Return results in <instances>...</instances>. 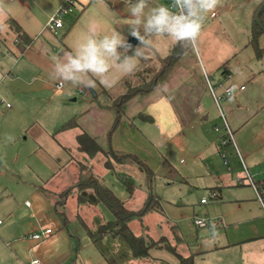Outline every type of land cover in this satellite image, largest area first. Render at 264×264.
I'll use <instances>...</instances> for the list:
<instances>
[{
    "label": "crops",
    "instance_id": "obj_1",
    "mask_svg": "<svg viewBox=\"0 0 264 264\" xmlns=\"http://www.w3.org/2000/svg\"><path fill=\"white\" fill-rule=\"evenodd\" d=\"M155 1V3H160L159 0ZM61 2L62 0H16V4L12 7H8L6 3L4 5L0 3V49L2 50L0 54L5 51L9 58V60L4 57L0 59V96L10 92L17 97L19 107L17 108L18 111H13V114L17 115V118L24 116L25 119L22 125L24 127L26 124L36 122V119L31 122L28 120L29 116H35L38 111L34 107L32 109L31 107L30 109H22L23 101L28 100L32 103L34 100L41 99L49 90L57 92L61 100L66 96L69 97V95H73L70 98L72 100L78 96L86 101L87 107L84 111H91L93 115L98 116L101 123L99 128L101 129L103 126L106 129L111 126L115 115L113 110L99 107L98 100H95V98L100 93H104V90H113L112 87L106 88L97 81V85L94 88L97 90L95 92L96 96L92 95L93 97L84 88L57 87L56 83L59 81H54L50 78V73L53 69L51 56L70 51L81 34L87 31L95 30L98 33H106L115 30L119 32L117 26L128 25V20L130 19L128 7L123 0H76L77 9L74 13L66 15L63 28L50 30L45 23L48 17L57 10L56 8ZM260 4H219L204 22L198 39L197 50L193 51L191 47L186 49L176 62L162 72L154 88L144 94H134L127 101L133 102V100H138L142 97L144 104H142L140 99L137 109L133 111L148 116L144 117V119L156 123L157 127L154 128L157 133L154 137L155 142L158 143L161 140L164 142H176V144L182 145L183 149L189 152L193 160L201 156L204 159L211 158L212 155H217L222 151L225 152L224 148H228L230 152L234 149L238 153L244 168V172L237 174L233 179L235 185L250 184L246 181L241 184L237 183V178L240 176L244 179L246 174L252 176L239 150L243 148V154L246 157L249 156L247 145L253 136L255 125L259 123V121L256 123L255 120L264 118V33H261L258 37V45L263 49L260 56L256 55L255 49L249 43L252 35L253 17ZM35 7H39V9H35ZM35 10L39 15L36 14ZM8 18L14 19L21 25L29 39V42L22 49L17 47L15 34L6 24ZM69 24L71 25L69 26ZM62 34L63 36L60 39ZM150 39L153 40L155 47L151 52L147 53V59H141L140 61V65L144 62V64L152 63L154 66V69L152 67H150L151 69H144L147 77L152 75V70H158L161 58L167 55L169 49L174 45L166 37H150ZM161 41L166 42L164 46L161 45ZM121 78L117 82L118 85ZM228 85L232 86L233 91L231 95H223L224 88ZM165 87L167 91H162ZM211 89L215 94H221L222 98L218 103L215 101ZM102 96L105 100L112 99L107 98L104 94ZM71 108L69 107V109ZM31 112H34V115H30ZM79 119L80 116L78 117ZM199 120H203L201 126L195 127L193 122ZM224 120L230 128L231 143L222 146L221 139L226 138L228 135ZM210 121H214L212 128L213 131L217 132L215 136L210 135V128L204 126ZM216 122H219L220 125H217ZM260 125L263 124L260 123ZM22 126L20 129H23ZM99 128L94 129V126L89 127L88 125L77 123L76 126L62 129L64 132L72 129L74 143L79 129L87 131L96 138L97 143L101 146L103 142L100 143L99 137L102 135H98L99 131L97 130ZM42 133L48 134L45 130ZM235 137L238 143H236ZM60 139L58 134L51 137V140L57 143L58 148L69 149V146L63 144V139ZM234 143L236 150L235 147H232ZM119 145V143H115V146ZM56 154H59V149ZM58 158L59 156L53 159L57 160ZM198 161L200 160L198 159ZM48 163H50L53 171L52 159H48ZM225 163H228V160ZM162 164L163 162L159 166ZM157 166L158 162H153V167L156 168ZM191 168L194 167L191 165ZM205 169L209 170L207 167ZM56 173L57 168L35 186L36 190L45 198L47 196H55L54 192L58 191V189L53 191L52 187L48 185L47 189L51 193L50 195L45 194L41 190V186L46 181L53 180ZM263 184L264 180L262 181ZM250 186L253 188V194L247 198L255 206L257 212L254 206L246 209L241 206L242 204L237 205L236 215L240 217L239 220L224 224L226 228L229 223H235L233 230L238 236L234 240H231V238L226 240L221 235L211 238L209 243L206 244V248L201 250L204 260H206L205 256L208 255L210 257L209 261L206 260L207 264H225L221 254H224L227 260L231 258L238 259L242 264H264V196L263 199H259L257 195L258 189L251 184ZM246 193L242 192L235 199L241 203L244 200L243 194ZM254 193L256 194V199L254 198ZM215 196H220V194L217 193ZM201 198L200 202L202 204L207 202V200L202 202ZM24 202L30 206L29 199L26 198ZM159 203L161 207L159 211L162 218L158 216L156 221L159 220L161 223L164 219L172 221L167 213L163 212L162 201ZM0 222L2 224L1 219ZM211 223L218 226V221L216 220ZM1 224L0 236H2L3 232L9 233L11 231L12 226L8 227L6 224ZM36 225L34 229L29 231H39L41 226H49L45 222H37ZM10 238L11 243L0 239V264H25L24 260L27 259L29 260H27L26 264H29L33 258L39 259L40 264H65V260L58 259L54 261L53 259L55 258L52 256L44 258L41 255L36 257L31 254L33 249L38 247L41 249L46 242H51L53 237L44 238L41 242H35L32 239L34 242L30 241L26 251L24 250L23 252L20 250L21 244H26L19 240V236L11 233ZM238 242H241V244L238 245ZM235 248H237V251H234ZM151 249H155V254V251L168 252L163 248H150L149 253H151ZM39 250L37 254H39ZM168 255L173 254L168 252ZM168 257L166 258L167 260L175 263L176 260H171V256ZM155 258L158 257L155 256ZM51 259L53 260L52 263H46V260L50 262L52 261ZM103 261L106 263L105 260ZM85 264L91 263L87 262Z\"/></svg>",
    "mask_w": 264,
    "mask_h": 264
},
{
    "label": "rangeland",
    "instance_id": "obj_2",
    "mask_svg": "<svg viewBox=\"0 0 264 264\" xmlns=\"http://www.w3.org/2000/svg\"><path fill=\"white\" fill-rule=\"evenodd\" d=\"M263 1L221 0L220 5L251 4ZM15 2L16 0H0V3H3V5L6 3L8 7L15 5ZM153 2L155 3L156 1L153 0ZM159 2L161 4H171V0H159ZM35 9H39V7H35ZM35 12L39 15L36 10ZM126 32L129 33V30ZM165 43V41H161V45L164 46ZM6 53L4 51L3 54H0V59L4 57L9 60ZM150 67L154 69L152 63L144 64L143 62L134 74L127 76L126 81H120L119 85L116 83L112 87L113 90L108 91L107 95L106 93H100L95 98V100H98V106L113 110L115 115L114 109L106 106V104L111 103V100L103 99L102 94L107 98H112L115 94L124 92L127 85H140L139 83L145 76L144 69H151ZM84 90H88L90 96H92L91 90L97 91L94 88H84ZM44 96L41 99L34 100L32 103L28 100L23 101L22 109H30V107L32 109L34 107L38 111L35 116H29L28 120L31 122L36 119V122L26 124L25 127L22 126L25 119L24 116L17 118V115L13 114V111H18L17 108L19 107L17 97L10 92L0 96V219L2 224H6L8 227L12 226L11 231L9 233L3 232L0 239L11 243L10 235L14 233L19 236L20 241L26 244H21V252L26 251L29 242H34L29 237L32 232L29 230L34 229L37 226V222H45L53 229V233L46 238L53 237L52 241L46 242L41 249L40 247L33 249L32 255L36 257L41 255L44 258L52 256L55 258L53 259L54 261L58 259L65 260V264H85L87 262L91 264H106L75 216L77 210L75 196L74 198L70 197L66 202L64 206L66 215L63 218L64 215L59 216L51 207L53 198L49 196L45 198L35 188L41 180L47 178L57 168L55 178L43 185L52 187L53 191L56 189L60 190L75 181L78 176H85L90 172V166L96 177H99L101 182L103 181L107 184L112 192L123 200L125 207L129 209L138 208L143 203L147 193L156 194L162 201L163 212L167 213L168 217L175 222L177 229L184 238L185 248L182 247V250L185 249L193 253V264H207L206 260L209 261L210 257L207 255L205 256L206 260H204L201 250L206 248V244L209 243L211 238L221 235L226 240L227 238L234 240L238 236L233 230L235 223H229L226 228L224 223L239 220L240 217L236 215L237 205L242 204L241 206L246 209L254 205L247 198L253 194V188H251L250 184L235 185L233 183L236 175L244 172L242 161L234 149L230 152L228 148H224L228 160V163H225L220 153H218L219 155H212L208 159H204L201 156L193 160L189 152L183 149L182 145L176 144V142H164L161 140L162 142L158 141L156 143L154 139L157 135L154 131V128L157 127L156 123L145 120L142 114L133 111L137 109L140 99L142 104H144L142 97L138 100H133V102L122 103L119 122L109 135V130L115 117L110 127L105 129L102 126L100 129L99 117L93 115L91 111H84L87 107L86 101L76 96V94V98L73 100L70 99L73 95L66 96L61 100L58 93L54 90L47 91ZM69 107L72 108L69 109ZM33 113L31 112L30 115H34ZM79 116L80 119L78 120ZM71 117H75L76 122L81 123V125L94 126V129L99 128L97 130L99 131L98 135L102 136L98 137L100 138V143L103 142L101 145L103 148L134 153L151 168V179L145 176V171L141 166H138L135 162L119 163V161H115L109 151L106 152L104 150L105 152L88 157L87 154L74 147L76 141L75 143L73 142L74 133L72 129L68 132H64L62 129L64 123ZM255 121L256 123L259 121V123L255 125V131H253V136L247 145L249 156L246 157L243 154V148H240L241 151L239 150V152L244 158V163H246L249 173L255 179L251 176L252 184L261 191L263 187L262 181L264 180V118H258ZM202 122L203 120L194 121L193 124L198 127L201 126ZM213 123L214 121H210L204 126L206 128L209 127L211 131L209 134L215 136L217 132L213 131ZM216 123L220 125L219 122ZM260 123L263 125H260ZM21 126L23 129H20ZM44 130L48 134L42 133ZM51 134L53 136L58 134L63 139V144L69 146V150L58 148L57 143L51 140ZM116 134L118 135L116 136ZM234 139L236 141V137ZM116 142L120 145L115 146ZM236 143L238 142L236 141ZM232 147H235L236 150L235 143ZM58 149L59 154H56ZM54 156H59V158L54 160ZM108 158L112 163L111 169L105 167L103 162ZM48 159H52L53 171ZM153 162H158L156 168L153 167ZM161 162L163 164L159 166ZM191 165L194 168H191ZM81 166H83V170H81ZM205 167L209 170L205 169ZM125 179L132 184L129 186L132 190L131 192L127 188L128 185L124 182ZM260 183L261 186L258 187ZM56 192H54L55 196ZM242 192L247 193L243 194L244 200L240 203L235 198ZM217 193L220 196H215ZM201 197L206 198L207 202L202 204L200 202ZM26 198L29 199L30 206L25 204ZM254 198L256 199L255 193ZM160 208L150 211L142 219L130 222L132 229L139 232L147 229L152 234H156L158 230H163V225H160L161 221H156L158 216L162 218L159 211ZM95 212L101 213L105 218L111 217L109 209L107 210L103 204L87 205L80 211L84 219H87V216L92 217ZM195 217L203 218L206 224L203 226L196 225L193 221ZM213 220L218 221V226L211 223ZM239 244L241 242H238ZM236 249L234 251H237ZM38 250L39 254H37ZM151 250V253L153 252L151 255L154 257L150 256V258L136 260L133 264H157L160 261V257L166 259L169 258L168 256H171V260H176V257L168 255V252L155 251L156 254L158 253L156 255L154 253L155 249ZM221 257L225 264H242L238 259L231 258L227 260L224 254H221ZM27 260H24L25 264ZM53 260L50 262L46 260V263H52Z\"/></svg>",
    "mask_w": 264,
    "mask_h": 264
},
{
    "label": "trees",
    "instance_id": "obj_3",
    "mask_svg": "<svg viewBox=\"0 0 264 264\" xmlns=\"http://www.w3.org/2000/svg\"><path fill=\"white\" fill-rule=\"evenodd\" d=\"M258 9H260V11L258 13L256 12L253 17L251 26L252 35L249 43L253 46V49H255L256 55L260 56L263 49L258 45V37L261 33H264V1L261 2ZM256 17L260 19L262 26L259 25ZM6 24L15 34L17 47L19 49L24 48L29 42V39L21 25L12 18H8ZM70 25L71 24H69V26ZM117 29L123 36L127 37L129 35V33L126 32L129 30V25L117 26ZM62 36L63 34L60 36V39ZM137 46L138 41L133 47L135 48ZM188 48L189 47L181 48L176 44L172 45L168 54L161 58L158 70L154 71L149 78L144 76L139 83L140 85H127L124 92L112 97L111 103L106 104V106L114 109L116 116L110 127L109 135L119 122L122 103L127 102L134 94H144L154 88L162 72L172 63L176 62ZM126 77L127 76H124L120 81H126ZM107 92V90H104V93L107 94ZM142 117L146 118L148 116L142 114ZM76 125V118L71 117L64 123L63 128ZM75 140V147L87 154L88 157H93L97 153L105 152L104 150H106V152L109 151L115 161H119V163L135 162L138 166L143 168L147 178L151 179L152 177V170L149 165L147 166L134 153H126L112 148L105 149L97 143L94 136L82 129H79L75 136ZM228 143L231 142L227 139L226 144ZM68 150L69 149H66V151ZM103 162L105 167L108 169L112 168V163L109 161V158L105 159ZM82 167L83 166H81V170H83ZM124 182L128 185L127 188L131 192L132 190L129 186L132 184L126 179ZM260 186L261 183L258 187ZM41 190L47 195L51 194L45 185L41 186ZM74 196L77 209L75 216L78 218L80 224H82L98 254L107 264H133L136 260L150 258V256H152L151 253H149L150 248L166 249L176 257L175 263L167 259L159 258L160 261L157 264H193L194 255L192 252H188L185 249L182 250V247L185 246L184 238L174 222L164 219V223H160L161 226L163 225L164 229L158 231L156 234L148 232L147 229H143L141 232L132 229L130 222L142 219L144 215L160 207V199L156 194L149 192L139 208L129 209L125 207L123 200L117 197L107 184L103 181L101 182L99 177H96L95 173L91 171L90 166V172L83 177L78 176L75 181L58 190L56 196L52 197V208L55 210V213H58L59 216L64 215L63 218H65L66 211L64 210V206L68 199L70 197L74 198ZM98 204H103L105 208L109 209L111 217L105 218L101 213L95 212L92 217L87 216V219H84L80 211L87 205L95 206Z\"/></svg>",
    "mask_w": 264,
    "mask_h": 264
},
{
    "label": "clouds",
    "instance_id": "obj_4",
    "mask_svg": "<svg viewBox=\"0 0 264 264\" xmlns=\"http://www.w3.org/2000/svg\"><path fill=\"white\" fill-rule=\"evenodd\" d=\"M128 7L129 35L136 38L133 47L121 33L112 30L82 33L70 51L52 55L50 78L61 87L93 89L97 81L113 87L121 77L134 74L141 59L155 47L150 37H166L181 48H198V39L207 16L221 0H171V4L153 0H123ZM162 91H167L166 87ZM231 95V91L229 93Z\"/></svg>",
    "mask_w": 264,
    "mask_h": 264
},
{
    "label": "built area",
    "instance_id": "obj_5",
    "mask_svg": "<svg viewBox=\"0 0 264 264\" xmlns=\"http://www.w3.org/2000/svg\"><path fill=\"white\" fill-rule=\"evenodd\" d=\"M57 10H55V12H53L47 19L45 25L48 29H56V28H60L63 27L64 24V19L66 17V15L68 14H72L76 11V0H62V2L60 3V5L56 8ZM2 52V50L0 49V53ZM57 87H61L60 83H56ZM243 87V86H240ZM212 91V89H211ZM232 93L233 88L232 86L228 85L226 88H224L223 91V95H230L229 93ZM212 95L215 99V101L218 103L220 101L221 94H215L212 91ZM224 126L227 127V131H228V135L226 138L221 139V145L224 146V144H226V140L228 139L231 142V134H230V128L227 126L226 121L224 120ZM221 156L223 158H225V161H227L226 158V154L225 152H220ZM244 181L249 182L251 185H253V181L251 179V176L249 174H246L245 179L242 178L241 176L237 178V183L241 184ZM254 186V185H253ZM255 188V187H254ZM257 195L259 197V199H263L264 196V185L261 189V191L257 190ZM202 202L206 201V198H201ZM194 223L199 225V226H203L206 224V221L203 218H195L194 219ZM53 232V229L50 226H41L39 231H32L29 234V237L32 238L33 240L37 241V242H41L42 239L46 238L49 234H51ZM29 264H40L39 259L37 258H33L30 260Z\"/></svg>",
    "mask_w": 264,
    "mask_h": 264
},
{
    "label": "water",
    "instance_id": "obj_6",
    "mask_svg": "<svg viewBox=\"0 0 264 264\" xmlns=\"http://www.w3.org/2000/svg\"><path fill=\"white\" fill-rule=\"evenodd\" d=\"M259 11H260V9H258L257 13H258ZM256 19H257L259 25L262 26V23H261L260 19H259L258 17H256ZM127 38H128V39H127L128 42L131 43L132 45L135 44V43L137 42V39L134 38V37H132V36H130V35H129ZM91 92H92V95L95 96V92H94L93 90H91Z\"/></svg>",
    "mask_w": 264,
    "mask_h": 264
}]
</instances>
